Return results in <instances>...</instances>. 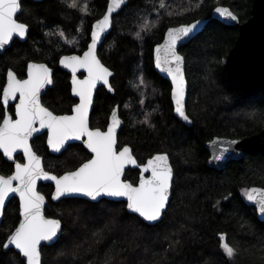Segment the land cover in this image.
Returning <instances> with one entry per match:
<instances>
[{"label": "trees", "instance_id": "trees-1", "mask_svg": "<svg viewBox=\"0 0 264 264\" xmlns=\"http://www.w3.org/2000/svg\"><path fill=\"white\" fill-rule=\"evenodd\" d=\"M107 1L78 0L88 3L89 11L81 12L67 6L71 0H22L17 18L28 25V33L25 41L14 39L0 54V98L8 70L24 78L28 62H42L53 69V85L42 104L55 114L69 113L75 100L59 59L86 49L91 25L104 14ZM252 1L164 0L166 7L161 8V0H127L113 16L112 29L97 52L113 72V93L102 87L96 91L90 125L104 130L117 105L123 121L118 147L129 146L139 164L156 153L168 155L173 169L169 205L162 223L147 225L126 212L122 202L69 198L52 203V187L40 184L39 191L48 199L45 215L60 219L62 225L58 240L42 247V264H103L110 249L120 253L119 264H264V222L242 195L264 188V153L249 150L216 170L206 165L209 155L204 147L215 137L242 139L264 128V92L236 89L226 77L224 61L238 30L210 18L215 8L224 7L242 23L250 16ZM145 18L154 24L147 31L141 28ZM200 19L208 20L205 27L179 49L188 85L190 124L185 125L173 114L170 84L155 72L152 51L168 28ZM3 116L0 102V122ZM32 148L43 158L45 170L56 175L90 157L78 144L50 155L45 135L35 138ZM12 170L0 154V175ZM125 179L136 184L138 171H126ZM18 222V201L11 199L0 225V264H20L15 251L2 254ZM221 234L238 246L233 259L220 247Z\"/></svg>", "mask_w": 264, "mask_h": 264}, {"label": "snow or ice", "instance_id": "snow-or-ice-1", "mask_svg": "<svg viewBox=\"0 0 264 264\" xmlns=\"http://www.w3.org/2000/svg\"><path fill=\"white\" fill-rule=\"evenodd\" d=\"M65 2L67 3V0ZM126 3L127 0H111L106 14L97 19L92 27L91 43L83 56H65L60 59V64L71 69L72 91L79 97L73 115H54L42 105L41 90L53 83L52 70L46 64L28 63L26 79H18L16 73L11 70L7 73L3 103L7 105L10 99H16L17 93L19 103L15 109L16 118L4 116L0 124V150L8 160L13 159V154L17 153V150H22L27 163L17 162L13 175L0 176V217L10 194H18L19 213L23 217L19 226L10 233L7 242L3 244L2 254L7 256L8 252L18 250L16 255L22 254L20 264H25V261L26 264H42L41 242L54 243V238H58V233L62 232L61 220L49 219L44 214L45 196L37 191V181L41 179L55 182L53 200L59 201L61 198L75 195L88 197L96 202L104 197L126 198L122 203H126V210L130 213L137 214L138 218L151 224L163 222L173 179V169L168 163V155L157 154L150 158L142 167V173L150 175L142 174L139 184L134 185L121 179L127 165H136L138 168L140 165L137 164L129 147H118L117 128L121 121L118 119L117 111L113 110L107 131L89 128L88 110L92 104L93 89L100 81L108 85V77L112 75L97 58V43L101 40V34L111 26L114 9ZM67 6L81 12L89 11L87 2L81 5L78 0H71ZM160 6L166 7L164 0H161ZM22 11V0H0V49H4L14 35L20 38L27 35L28 25L18 22L17 18ZM215 11L221 16L236 19L228 9L217 7ZM150 26L154 24L150 25L145 18V23L141 25L142 30L147 31ZM195 28L196 25L182 26L179 29L170 28L167 42L155 49V67L171 76L175 85L172 93L176 104L175 111L185 121H189V116L185 114L183 105L184 78L181 68L183 57L177 54L176 44L182 37L189 36ZM59 34L64 35L63 32ZM135 35L142 39L140 32ZM79 69L87 72V76L82 80L76 78ZM143 82L141 77V83ZM143 123H147V119ZM42 129L47 130V143L54 151L59 152L67 141L86 137L84 144L94 155L75 170L59 176L51 175L44 170L41 158L29 144L33 134H41ZM236 143L237 141H232L222 147L220 155L215 158L220 159L223 153L228 152L231 145ZM13 182H16L15 186ZM246 196L248 201L258 205L259 213L264 218V189L253 188L246 192ZM219 239L226 257L233 259L238 253V246L230 245L223 234ZM119 256L120 253L110 249L105 253L103 264H119Z\"/></svg>", "mask_w": 264, "mask_h": 264}, {"label": "water", "instance_id": "water-1", "mask_svg": "<svg viewBox=\"0 0 264 264\" xmlns=\"http://www.w3.org/2000/svg\"><path fill=\"white\" fill-rule=\"evenodd\" d=\"M32 1L39 2L41 0H32ZM110 3H111V0H108L107 1V5H106V9L104 11V14H106L107 8H108ZM123 6L124 5H122L118 9H114L113 14H112V18H111L112 20H113V16L116 15L121 10V8H123ZM220 8H224V7H220ZM215 9L211 12V16H210L211 19L217 20L218 22H220V23H222L224 25H227V26L236 27L237 30H238V34H237V37H236V39L234 41V44H233L232 48L228 51V53L226 55V58H225V61H224L226 77H227V80H228L229 84L232 87L236 88V89H239V90H242V91H246V92L247 91H261V92H264V0H253L252 1L251 9H250V16H249V18L246 21H244L242 23L239 21L238 17L233 12H231V10H229L228 8H225V9H228L232 13V15L236 17V19L233 20V19H231L229 17L221 16L220 14L216 13ZM103 15L99 19H101L103 17ZM95 22L96 21H94L93 24L91 25V29H90V33H89V42H88V44L86 46V49L79 55L78 54H67V55L62 56L61 58L65 57V56H73V55L83 56L84 52H86L88 50V45L91 43V31H92V27L95 24ZM207 22H208L207 19H205V20L200 19V20L193 21V22H191L189 24H183V25H179V26H175V27H170V28L179 29L182 26L196 25V28L194 29V31L191 34H189V36L182 37L180 40L177 41L176 52H177L178 55L183 57L179 53V49L183 45H185L188 42H190L205 27ZM170 28H168L165 31L162 41L159 44H157V45H155L153 47V51H152L153 66H154L155 72L159 76L164 78L166 81H168V83L170 84V88H171V90H170V101H171V105H172V110H173L174 116L180 122H182L183 124L189 125L190 124V119H189V121H185L175 111L176 104H175V101H174V99L172 97V93H173V90L175 88V85L172 82L171 76H169L166 72H162L160 69L155 67V56H156L155 49H156V47L158 45H163V44H165L167 42V39H168L167 33H168V30ZM111 29H112V24L107 29V31L105 33L101 34V40L98 41V43H97L96 55H97V52H98V49H99L100 45L104 42L105 38L110 33ZM26 37H27V35L24 38H20V37L14 35L13 39L11 41H9V43L5 46V48L4 49H0V54H2L7 48L10 47V45H11V43H12V41L14 39L22 42V41H25ZM97 58L99 59L98 55H97ZM60 59H59V62H58L59 67L63 71H65L66 73H68L70 75V80H69V83H70V94H71V97L74 100H76V103L71 107V110H70V112L68 114H55L54 113V115H73L74 114L73 110L75 108V105L79 103V97H77L75 95V93L72 91V79H73L72 71H71L70 68H66V67H64V65L60 64ZM28 63H38V64H40L42 62H32L31 61V62H28ZM28 63H27V65H28ZM43 64H45V63H43ZM27 65H26V71H25V78L24 79L27 78ZM181 68H182V73H183V78H184L183 105H184L185 114H186V102H187L188 85H187V81H186V77H185V59H184V57H183V63L181 65ZM50 69L52 70V75H53V69L52 68H50ZM8 71H7V73H8ZM109 71L112 73V75L108 77L109 84L105 85V84H103L102 81L97 82V84H96V86H95V88L93 89V92H92V104H91V106L89 107V110H88L89 128L92 129V130L99 129V128H91V126H90V116H91V112H92V109H93V104H94V98H95L96 91L99 88L102 87L109 94L113 93L112 87L109 88V85H111L110 80H111V78L113 76V72L110 69H109ZM7 73H6L4 87L7 86ZM79 74H83V77L80 78ZM86 76H87V72L84 69H79L78 72L76 73V78L80 79V80L84 79ZM52 85H53V83L49 84V85H46L45 88L41 90V100H42L43 95L46 93V91L48 89H50L52 87ZM18 103H19V94L17 93V98L14 99V100L10 99L8 104L5 105L3 103V90H2V93H1V104H2V106L4 108V111H5V115L4 116H12L8 112V107L11 104H14V114H13L12 117H13V119H15L16 118L15 117V109H16V105ZM41 103H42V101H41ZM113 110L117 111L118 119L121 121L120 126L117 128V136H118V132H119L120 128L123 125V121L119 117V112H118L117 105L114 106V108L112 109V111L109 114L108 122H107L105 130H101V129L100 130L101 131H107L108 126L111 124V117H112ZM49 111H51V110H49ZM2 122H3V120H2ZM2 122L0 124H2ZM36 126L39 127L38 124ZM44 134H45V145H46V148H47L48 153L50 155L57 156V155L61 154L69 145H72V144H80V145H82L83 148L89 153L90 158L92 157V155H94V154L91 153V151L89 149H87L86 144H84V140L87 139L86 137H83L81 140H70V141H67L65 146L63 148H61V150L59 152L54 151L51 148V146H49L48 143H47V130L46 129H42L41 130V134H35V133L33 134V137L29 139V144L31 145V147H32V141L36 137L44 135ZM232 141H237V143L236 144H232L231 148L229 149V151L223 153V155L221 156L220 159H216L215 157L217 155H220V153H221V148L224 147V146L229 145ZM125 146H127V145H125ZM127 147H129V146H127ZM204 147H205V149H206V151L208 152V155H209L208 156V160L206 162V165L208 167H210V168H214L216 170H221L225 166V164L227 162L232 161V160L240 159L243 156V154L245 152L249 151V150L258 151V152L264 153V128L260 132H258L257 134L252 135L250 137L242 138V139H230V138L215 137L212 140L206 142ZM32 150H33V148H32ZM0 154L2 155V157L4 158L5 161L13 164V172L9 176L13 175L14 172H15V164L18 162V161L15 160V157L17 155H21L22 156V158H23V162L22 163H27V159L25 157H23L22 150H17V153L13 154V159L12 160H8L7 157L3 156L2 150H0ZM157 154H166V153H156L153 156H155ZM36 155L39 156L37 153H36ZM153 156H151L148 159H146L143 164H139L137 162V164L140 165L139 168L136 165H127L126 168H125L124 174L121 177V179L131 183L130 181L125 179V173H126L127 170H136V171H138V180H137V183L134 184V185H138L139 184V179H140L142 174L144 176L150 175V173H142V167ZM39 157L41 158V165L44 168V166H43V158L41 156H39ZM87 161L88 160H86L83 163H86ZM168 163L170 164V160H168ZM170 166H171V164H170ZM44 170H45V168H44ZM45 171H47V170H45ZM47 172H49V171H47ZM49 173L51 175H56V174L51 173V172H49ZM63 174H61V175H63ZM0 176H2V175H0ZM9 176H4V177H9ZM57 176H59V175H57ZM172 181H173V179H172ZM40 184H42V185H50L52 187V192H51L50 197H49V201L52 202V203H58L59 201H61L63 199H69V198H78V199H82V200H85V201H88V202H94V203L96 202V201H91L90 198L84 197V196H81V195H75L73 197L61 198V200H59V201L53 200L52 196L55 194V182L54 181H45L43 179L38 180L37 181V191H39L38 188H39ZM15 185H16V182H13V186H15ZM251 189H253V188H251ZM256 189H264V188H256ZM250 190H248V191H250ZM40 193L42 195H44L42 192H40ZM170 195H171V189H170ZM170 195H169V200H170ZM246 198H247V196H246ZM11 199H16L18 201V205H19V196H18V194H10L9 199L5 202L6 206H7L8 202ZM101 200H107V201H113V202H122V201H126V198L104 197ZM101 200H99V201H101ZM249 203L254 207L258 220L261 221V222H264V218H262L261 214L259 213L258 205H256L255 202H253V201H249ZM47 204H48V199L45 196L44 214H45V209H46ZM124 204H125V210H126V203H124ZM6 206H5V208H6ZM5 208L3 209V215H4ZM126 212H128L129 214H133V213H130L129 211H127V210H126ZM3 215H2V217H0V225H1V222L3 220ZM133 215L137 216V214H133ZM47 218L56 219V218H52V217H47ZM22 219H23V217L19 213V222ZM139 219L142 222L146 223L147 225H155V224H151V223H149L147 221H143L142 218H139ZM19 222L17 223L16 227L19 226ZM61 227H62V225H61ZM15 228L13 229V231H15ZM60 234H61V232L58 233V238H59ZM8 236H7V238H6L4 243L7 242ZM58 238H54V243L58 240ZM54 243L53 242H48V241H42L41 242V246L42 247L51 246ZM13 248H14V246H13ZM14 251L16 252L18 250H14ZM20 257L22 258V254H21ZM25 264H26V261H25Z\"/></svg>", "mask_w": 264, "mask_h": 264}, {"label": "flooded vegetation", "instance_id": "flooded-vegetation-1", "mask_svg": "<svg viewBox=\"0 0 264 264\" xmlns=\"http://www.w3.org/2000/svg\"><path fill=\"white\" fill-rule=\"evenodd\" d=\"M71 54H76V53H71ZM81 54V53H80ZM79 55V54H78ZM12 71V70H11ZM68 74V73H67ZM68 76H69V80H70V75L68 74ZM79 77L80 78H82L83 77V74H79ZM5 78H6V76H5ZM24 78H25V76H24ZM24 78H18V79H24ZM52 80H53V75H52ZM70 84V83H69ZM5 85V84H4ZM4 87V86H3ZM3 90V89H2ZM2 93V92H1ZM42 101V100H41ZM0 102H1V98H0ZM75 103H76V100H75ZM74 103V104H75ZM73 104V105H74ZM2 105V104H1ZM72 105V106H73ZM3 107V106H2ZM4 109V108H3ZM10 109H11V112H10ZM71 110V109H70ZM8 112L13 116V114H14V104H11L9 107H8ZM66 114H68V113H66ZM4 115H5V111H4ZM4 117V116H3ZM3 120V119H2ZM2 120H1V122H2ZM0 122V123H1ZM91 126V125H90ZM92 128V127H91ZM105 130V129H104ZM45 135V134H44ZM41 136H43V135H41ZM38 137H40V136H38ZM37 138V137H36ZM33 142V141H32ZM78 145H80V144H78ZM82 146V145H81ZM83 147V146H82ZM89 154V153H88ZM90 156V155H89ZM18 157H21V161L20 160H18L17 158ZM90 158V157H89ZM4 159V158H3ZM15 160L16 161H18V162H20V163H22L23 162V158H22V156L21 155H17L16 157H15ZM88 160V159H87ZM85 162V161H84ZM9 163V162H8ZM11 164V163H10ZM12 166H13V164H11ZM128 171V170H127ZM12 172H13V170H12ZM11 172V173H12ZM3 176V175H2ZM9 176V175H8Z\"/></svg>", "mask_w": 264, "mask_h": 264}, {"label": "rangeland", "instance_id": "rangeland-1", "mask_svg": "<svg viewBox=\"0 0 264 264\" xmlns=\"http://www.w3.org/2000/svg\"><path fill=\"white\" fill-rule=\"evenodd\" d=\"M242 193H243V194H242V195H243V197H245V194H246V192H245V191H243Z\"/></svg>", "mask_w": 264, "mask_h": 264}]
</instances>
